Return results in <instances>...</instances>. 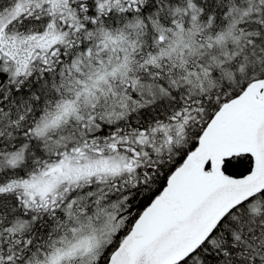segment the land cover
Instances as JSON below:
<instances>
[{
    "label": "snow or ice",
    "instance_id": "1",
    "mask_svg": "<svg viewBox=\"0 0 264 264\" xmlns=\"http://www.w3.org/2000/svg\"><path fill=\"white\" fill-rule=\"evenodd\" d=\"M0 264H264V0H0Z\"/></svg>",
    "mask_w": 264,
    "mask_h": 264
}]
</instances>
